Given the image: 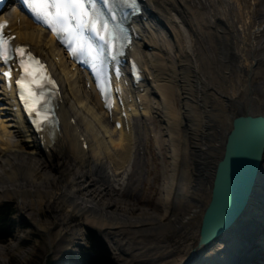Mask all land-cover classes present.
Here are the masks:
<instances>
[{
	"label": "bare ground",
	"instance_id": "6f19581e",
	"mask_svg": "<svg viewBox=\"0 0 264 264\" xmlns=\"http://www.w3.org/2000/svg\"><path fill=\"white\" fill-rule=\"evenodd\" d=\"M143 2L147 18L131 51L141 62L145 79L140 87L127 91L128 129L125 124L115 127V120H123L117 110L111 124L93 87L86 86L85 74L73 69L53 36L19 10L4 9L2 15L9 14V28L17 34L15 40L29 44L61 72L65 92L60 127L42 138L17 118L11 96L0 87V165H7L0 169V200L16 196L22 216L52 241L53 234L61 235L65 243L68 239L70 245L80 238L76 236L82 233L70 226L77 215L105 235L115 231L111 239L120 264H264V155L247 210L234 226L248 231L258 227L252 244L235 250L236 242L226 232L208 245L195 247L192 241L199 235L201 219L195 229L198 234L191 232L192 222L197 215L202 217L210 200L232 119L240 113L264 114V0ZM136 96L139 105L128 101ZM68 99L77 102L75 111L67 109ZM76 112L80 117L73 123ZM80 120L87 148L75 134ZM93 120L114 139L107 140ZM151 133L160 157L165 149L161 204L146 210L134 202L133 210L124 209L116 199L132 203L146 197L140 189L149 174L146 153ZM33 155L40 158L38 162L30 159ZM69 157L79 163L77 169L69 167ZM31 192L39 207L45 204L49 209L51 225L43 226L26 214L33 202ZM179 193L198 203L181 200ZM96 197H101L99 202ZM65 208L62 217L58 211ZM131 229L152 236L128 237L125 231ZM170 235L178 247L166 239Z\"/></svg>",
	"mask_w": 264,
	"mask_h": 264
},
{
	"label": "rangeland",
	"instance_id": "374dc122",
	"mask_svg": "<svg viewBox=\"0 0 264 264\" xmlns=\"http://www.w3.org/2000/svg\"><path fill=\"white\" fill-rule=\"evenodd\" d=\"M57 75L59 76V79L61 80V82H63L65 80L64 76L61 74V72L59 70H57ZM235 103H237V100L235 101ZM66 106H67L68 110L73 108L74 111H75L76 107H79L77 102L70 101L69 99H68ZM81 108H84L83 110H81V112L82 111L86 112L85 106H83V107L81 106ZM218 113L220 114L219 116H222V112H218ZM73 114L75 116L74 119L80 117L79 112H76V114L75 113H73ZM86 116L91 117L90 115L88 116V114H86ZM152 116H154V118H155V128H158V129L161 128V123L159 121V117L157 116V114L154 113V114H152ZM79 122H80L79 124L81 125L82 129L84 130V125L82 123V120H80ZM93 123L96 125V127L99 131H102L100 133H102L107 140H110V138L114 139V136L111 137V135L104 130L105 128L103 129L99 125L97 120H93ZM159 131H160V129H159ZM153 135H154V133L149 134L148 135L149 138L147 140V147H148V150L150 151V152L146 153V157H150V159L147 158V161H146L147 168H149V174L147 173L145 175L144 183H142L141 189H140V193L141 194L144 193L146 195V197L145 196H143L142 198L137 197V200L131 199V200H133L131 203V202H127V200L124 201V198H121V199L113 198V197H116L113 194L112 200L116 199L115 203L122 205L121 207L122 208L124 207V209H126L127 207H131V210H133V208H135L133 206L134 202H137V205L139 207H145L144 209H146V210H150L151 208L153 209L157 204H161L160 200H161L162 196H160V195H162V186H163L162 184L164 183L165 178H166L165 177L166 176L165 171L163 169L164 164H162L166 161L165 149L162 148L160 150V155H161V157H160L157 154V147L154 144V141H152ZM160 138H161L160 143H162V139H163L162 133H160ZM161 146L163 147L164 145L161 144ZM31 157L32 158H30V159L33 160L34 162H38V159H40L36 155H33ZM68 165L70 168H71V166H73L74 168L77 169L79 166V163H76L73 159H71L69 157ZM6 166L7 165H3V164L0 165V169H4ZM78 171H79V173L81 172L80 170H78ZM209 171H212V170L209 169L208 172L206 171L208 177H209V175H208ZM204 180L207 181V177H205ZM89 181H91V178L87 179V182H89ZM97 194L98 193H96V195ZM176 196L179 197L181 200H188L193 204L198 203L197 200H195L194 197H192V196H189V198H187L182 193H179ZM31 198L35 199L33 192H31ZM100 198L101 197H96V201L99 202ZM34 199H33L34 203L33 202L29 203L26 214L33 215L34 218H37L43 226L51 225V214H50L49 209L45 206V204L39 207V204H37V201H35ZM199 199L203 200V197L199 196ZM21 200H22L21 201V203H22L23 199H21ZM5 201L9 202L13 208V211H14L13 218L15 220V224L11 228H7L6 230H0V250H1V252H0V264H24V263H26V264H45L46 261H48V260H54V261L58 260V261H61L60 263H62V264H70L69 262L72 259L78 261V264H81L80 251L84 247H87V245H88V240H87V236H86L87 228H92V229L96 230L101 236L104 237V239L106 240V242L109 246V249L111 250L113 260H114V264H120L118 262V259H117V253H118L117 249L115 248V244L112 243L113 240L111 239V238H113L111 236L114 235L115 231H113V233H111V235H105V234L101 233L98 229L90 226L89 224L84 223L85 222L84 217L77 215L76 217L73 218V221L70 222V226H74V229L72 230L73 232L80 231L82 233V234L79 233V235L76 236V238L77 237H80V238L75 239V242L70 245V242L68 241V239H66V243H65V242H63V239L60 241L61 235L53 234V241H52V240H50V238L47 235H45L42 231H40V229H38L37 227L32 225V223L26 221V218L24 216H22V213H21L20 208H19V200L17 199L16 196L11 195L5 199H1L0 204L5 202ZM124 204H126V205H124ZM130 204H132V205H130ZM143 205H145V206H143ZM58 213L60 214V216L63 217L64 213L66 214V208L64 210L58 211ZM197 216H198L197 220L192 222L193 223L192 226H194L195 228L191 229V232L194 233L196 231V234H198L197 230H195V229H197L196 225H198V222L201 219V215H197ZM53 231H55V229ZM125 234L128 237L139 236V235H144L146 237L147 236L150 237V235H151L150 233H147L148 235H146V232H144V231L138 232L135 229L128 230L127 232L125 231ZM69 236H70V234L67 237L69 238ZM166 239L171 244L173 243L172 244L173 248H176V247H178V245H180L179 243H177V244L175 243V241H176L175 236L170 235V236H167ZM197 239H198V237H197V235H195V238L192 241L193 245L195 247L197 246ZM69 240H70V238H69ZM156 244L157 245L159 244V240L156 241ZM183 251L184 250L181 251V254L184 255ZM174 253H177V251L173 252V254ZM179 259H181V256L179 257Z\"/></svg>",
	"mask_w": 264,
	"mask_h": 264
},
{
	"label": "water",
	"instance_id": "95a60500",
	"mask_svg": "<svg viewBox=\"0 0 264 264\" xmlns=\"http://www.w3.org/2000/svg\"><path fill=\"white\" fill-rule=\"evenodd\" d=\"M264 155V114H237L226 136L224 151L217 162L211 189L199 228L197 246H205L231 235L240 250L252 244L258 227L252 232L237 226L247 210ZM236 240V241H235Z\"/></svg>",
	"mask_w": 264,
	"mask_h": 264
},
{
	"label": "snow or ice",
	"instance_id": "6c2138e0",
	"mask_svg": "<svg viewBox=\"0 0 264 264\" xmlns=\"http://www.w3.org/2000/svg\"><path fill=\"white\" fill-rule=\"evenodd\" d=\"M98 2L99 0H23L32 16L67 44L73 56H87L93 61L99 58L100 51L88 34L107 43L110 31L107 21L97 9ZM6 23L0 24V61L8 64L13 54L19 55L23 75L16 80V84L20 89V99L25 103L29 114L33 115V123L37 129H42L51 118L43 89L46 84L54 85L55 81L26 46H11L10 40L15 37L4 36L3 28ZM4 75L11 79V70ZM101 90L104 91L103 88Z\"/></svg>",
	"mask_w": 264,
	"mask_h": 264
},
{
	"label": "trees",
	"instance_id": "16d2710c",
	"mask_svg": "<svg viewBox=\"0 0 264 264\" xmlns=\"http://www.w3.org/2000/svg\"><path fill=\"white\" fill-rule=\"evenodd\" d=\"M13 208L9 202L0 204V230L11 228L15 224ZM87 247L80 251L81 264H114L112 253L104 238L94 229L87 228ZM58 260H48L45 264H62ZM70 264H78L72 259ZM26 264V263H24Z\"/></svg>",
	"mask_w": 264,
	"mask_h": 264
}]
</instances>
